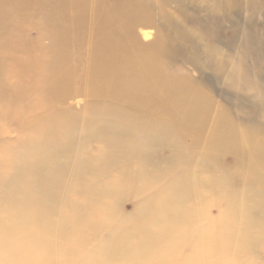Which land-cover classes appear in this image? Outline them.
Listing matches in <instances>:
<instances>
[{"label":"bare ground","instance_id":"6f19581e","mask_svg":"<svg viewBox=\"0 0 264 264\" xmlns=\"http://www.w3.org/2000/svg\"><path fill=\"white\" fill-rule=\"evenodd\" d=\"M191 10L203 59L149 0H0V119L21 122L0 154V264H261V3ZM30 31L49 45L34 47ZM75 96L82 110L61 106ZM158 146L171 154L161 165ZM124 196L138 199L129 217Z\"/></svg>","mask_w":264,"mask_h":264},{"label":"rangeland","instance_id":"374dc122","mask_svg":"<svg viewBox=\"0 0 264 264\" xmlns=\"http://www.w3.org/2000/svg\"><path fill=\"white\" fill-rule=\"evenodd\" d=\"M261 3V16H260V24L264 25V0H260ZM149 4L153 7L154 11L159 14L160 12L167 13L171 16V20L174 22V24H183L186 28V32L190 33V39L186 42L187 49L192 50H199L200 52V58H204L206 54V48L204 47V43H201L199 45L196 44L194 31L187 25V21H190L194 16H196L193 11L191 10L192 7H202L205 5V0H185L182 2L181 0H169V3L167 4L166 0H149ZM185 5L186 7L183 8L182 5ZM161 17H158L156 19V25L153 28H139L138 29V39L140 43L142 44H149L151 43L156 35V28L160 27L162 24ZM174 35H177L176 31H172ZM178 36V35H177ZM40 37L38 36V32L30 31L28 32V38L30 41H32V44L34 47H37V41L40 42V45L43 47L49 45V41L45 38L46 36L43 35L41 38H39L37 41L36 38ZM35 41V42H34ZM195 44V46H193ZM36 45V46H35ZM24 51L15 52L16 56L19 58L24 57ZM26 57V55H25ZM24 57V58H25ZM179 67L182 68V70L186 73H188L193 79H197L198 75L193 70V68L186 64H180ZM24 81H27V79H23ZM32 80H35L34 78ZM28 83L31 84V81L28 80ZM81 87V84L79 83V80H76L75 82V89L78 90ZM222 84L218 85V90L222 89ZM214 107H225L229 113H232V118L235 120L237 117L232 109L229 107H226L225 103L221 101L219 98L214 97ZM87 100L84 97H72L69 98L64 105H61L62 107H68L71 109H75L77 111H80L84 108L86 105ZM60 107L59 105H57ZM214 108V109H215ZM36 115H44L45 110L42 106L35 108ZM214 119V113L213 117ZM23 121H28V117H25ZM21 125V122L18 120L6 118V119H0V154L3 152L4 147L7 145H14L20 138L19 134V126ZM200 150H203L202 148ZM264 150V147H263ZM151 157L153 160V163L156 165H161L168 161L171 158V154H169L166 147L158 146L154 148L151 152ZM215 157L218 159V163H220L222 166L227 167L229 165V162L231 161V156L224 153V151H220L215 153ZM138 203V199L134 198L133 196H124L121 198L118 202L117 209L123 216H131L134 212L135 206ZM256 261L258 263L264 262V247H259L258 252L256 254Z\"/></svg>","mask_w":264,"mask_h":264}]
</instances>
